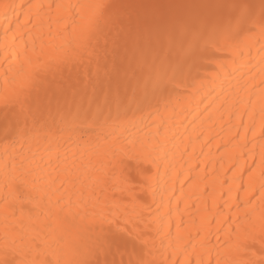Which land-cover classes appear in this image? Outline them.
<instances>
[{
	"label": "snow or ice",
	"instance_id": "6c2138e0",
	"mask_svg": "<svg viewBox=\"0 0 264 264\" xmlns=\"http://www.w3.org/2000/svg\"><path fill=\"white\" fill-rule=\"evenodd\" d=\"M200 7L205 6L175 0H68L27 5V11L21 13L23 22H18L12 33L13 51L5 57L11 64L3 72L5 87L0 93L6 141L0 186V217L4 223L0 264H179L171 257L156 258L153 221L144 215L145 206L135 198L132 177L127 174L134 163L137 174L150 186L152 169L146 165L158 164V138L130 134L127 112L122 115L117 104L113 114L107 96L104 104H97L95 109L91 104L85 108L74 102V110L64 111L57 106L54 114L51 102L41 104L37 95L53 83L63 92L57 76L63 78L66 69L71 76V66L90 61L101 40L107 44L111 38L116 45L121 37H130L139 45L134 59L140 75L134 74L124 85L131 91V96L125 97L129 110L131 105L137 110L151 106L153 100L171 95L184 85L189 74L186 65L189 60L195 63L202 46L217 51L228 48L231 55L221 62L225 68L245 57L240 44L234 43L242 33H246L245 47L257 38L264 41V0H259L258 5L236 0L227 6L231 11L226 17L194 15L192 10ZM15 19L19 21L20 16ZM45 27L48 37L60 41L54 53H45L43 46L36 47L33 29L44 35ZM178 37L181 55L173 59L170 51ZM5 40L7 49V33ZM164 41L168 53L164 51ZM249 85L260 89L259 127L264 140V75L258 85ZM120 87L117 82V90ZM56 116L65 123L71 118V127L83 142L89 171L97 173L90 178L86 190L83 182L75 193L68 190V185L75 187L77 175H82L75 164L57 170L59 183L50 188L36 174L29 157L14 155L16 143L36 140L37 124H54ZM260 157L261 182L256 192L264 201V144ZM252 189L250 177L245 194ZM250 203L248 199L237 207ZM245 216L248 223L243 231L233 229L237 234L234 239L229 237L230 249L243 257L232 264H264V213L258 221L250 212ZM207 256H201L196 264H212L211 249H207ZM184 264L192 262L185 260ZM216 264H220L219 260Z\"/></svg>",
	"mask_w": 264,
	"mask_h": 264
},
{
	"label": "bare ground",
	"instance_id": "6f19581e",
	"mask_svg": "<svg viewBox=\"0 0 264 264\" xmlns=\"http://www.w3.org/2000/svg\"><path fill=\"white\" fill-rule=\"evenodd\" d=\"M60 2L68 0H0V93L5 87L3 72L11 64L5 57L13 51L11 37L16 24L23 22L21 13L27 11L30 3ZM175 2L205 6L193 9L194 15L226 17L231 11L227 6L236 0ZM247 2L259 4V0ZM4 5L10 7L6 9ZM16 16H20L19 21ZM55 29L53 25V31ZM43 32L44 35H41L33 29L37 49L43 46L45 53H54V46L60 41L48 37L46 27ZM244 35L246 33L234 42L239 43L245 53L236 65L221 67V62L231 55L228 48L217 51L211 48L205 50L202 46L195 63L189 60L186 65L189 74L185 84L171 95L153 100L151 106L144 105L140 110L135 105H131L129 110L125 99L131 96V91L124 85L134 74L140 75L134 59L139 45L130 37H121L116 45L111 38L107 44L101 40L90 61L71 66V76L67 69L63 78L57 76L63 92L53 83L47 91L41 90L37 95L39 103L51 102L54 114L57 106L64 111L74 110V102L85 108L91 104L95 109L97 104H104L107 96L113 114L117 104H120L122 115L127 112L130 134H149L158 138V164L156 167L146 165L152 169L149 173L152 176L150 186L137 174L134 163L127 171L132 177L135 198L145 206L144 215L153 221L151 227L157 244V259L171 257L179 264H184L185 260L196 264L201 256L207 259V249H211L212 264H216L217 260L220 264H232L234 260L243 258L229 247L232 242L229 237L234 239L237 234L233 229L243 231L248 223L246 212H250L257 221L264 213V201L256 192L261 182L260 152L264 144L259 127L260 89L249 85V82L258 85L264 75V51H261L264 41L257 38L245 47ZM163 48L165 53L169 52L167 41L163 42ZM170 54L173 59L181 55L179 37ZM117 82L121 84L118 90ZM4 119L5 113L0 107V186L4 179ZM36 127L39 129L37 139L16 143L14 155L29 157L36 174L50 188L59 183L57 170H63L66 164H75L82 175H77L75 187L68 185V190L75 193L81 188V182L86 190L90 178L97 173L89 171L83 142L72 129L71 118L65 123L56 116L54 124L51 121L47 124L41 122ZM81 164L84 167H80ZM93 164L98 166L96 161ZM250 177L253 189L246 195ZM124 195L128 196V193ZM248 199H251L250 204L237 207ZM3 228L0 217V241L4 235Z\"/></svg>",
	"mask_w": 264,
	"mask_h": 264
}]
</instances>
